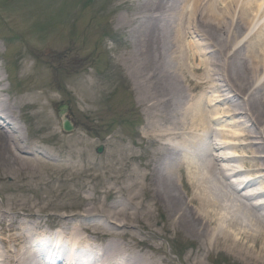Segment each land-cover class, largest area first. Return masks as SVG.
I'll return each mask as SVG.
<instances>
[{
    "label": "bare ground",
    "instance_id": "obj_1",
    "mask_svg": "<svg viewBox=\"0 0 264 264\" xmlns=\"http://www.w3.org/2000/svg\"><path fill=\"white\" fill-rule=\"evenodd\" d=\"M118 7L114 29L128 30L133 45L122 58L147 107L141 139L156 148L128 183L97 190L111 198L84 197L82 214L46 217L29 201L0 200V264H55L66 253L65 264H176L156 241L169 236L197 240L186 264H207L222 247L264 264V0H122ZM47 29L45 50L37 35L12 49V73L0 63V180L11 192L30 189L20 183L28 180L49 188L55 180L64 191L68 174L92 157L86 137L59 130L50 111L56 99L46 79L71 46L65 20ZM211 102L218 110L206 108ZM223 123L230 129L215 127ZM228 148L234 152L215 153ZM200 150L209 158L204 166L192 158ZM236 159L247 168L219 163ZM243 171L252 174L247 181L237 179ZM49 221L58 232L45 228ZM58 236L59 247L50 246ZM39 254L49 259L40 262Z\"/></svg>",
    "mask_w": 264,
    "mask_h": 264
},
{
    "label": "rangeland",
    "instance_id": "obj_2",
    "mask_svg": "<svg viewBox=\"0 0 264 264\" xmlns=\"http://www.w3.org/2000/svg\"><path fill=\"white\" fill-rule=\"evenodd\" d=\"M68 1L0 0V53L3 51L6 53L2 54L0 63L7 62L11 73L15 69L12 65V49L25 48L26 44L34 42L38 35L37 43L41 50H45L48 42L45 39L49 34L47 28L60 20L68 23L69 34L66 38L69 39L71 51L61 59L63 62L60 60L56 63L54 71L46 79L53 90L51 91L46 84L45 86L53 92L56 99L50 111L57 118L58 129L68 134L80 133L86 137L91 144L90 163L87 162V167L81 169L82 167L78 166L81 165V160L73 161V164L78 166L75 168L77 173L68 174L69 180L64 191L58 189V182L55 180H50L52 188L39 184L40 182L36 180H28L20 183L29 184L30 189L11 192L12 188L9 189L7 184L0 180V200L9 198L12 202L17 199L29 201L36 209L43 208L42 216H46L45 213L80 212L82 214L86 203L84 197L94 196L97 201L111 198L105 194H98L97 190L111 187L119 189L121 185L128 183L133 176H136L135 173L143 170L142 162L149 160L152 151L156 148L151 143L145 144L141 139L148 121L147 107L140 100L136 81L127 73L128 62H124L122 58V54L127 53L133 46L128 30L122 35L116 33L114 29L113 19L120 10L119 7L115 8L122 0ZM89 21L91 25L87 26L86 35L82 36L78 30L86 26ZM93 29H96L94 35L89 36L88 33H93ZM12 33L19 35L20 39L9 44L4 36ZM5 84L10 86L9 80ZM13 86L17 85L13 84ZM200 94L201 89H197V95ZM214 94L216 93L210 88L207 89L204 93L205 101L210 102ZM63 105H67L65 115L74 125L71 131L63 128V118L59 115V107ZM205 106L206 103L204 108ZM206 108L212 112L218 110L214 102ZM220 126L230 129L225 123L215 127L219 129ZM217 131L214 132L213 141L221 140ZM99 147L103 148L101 152L98 151ZM224 152L234 151L228 148L225 151L216 150L215 153L222 155L225 154ZM192 158L202 166L209 159L202 151ZM219 163L221 167L227 164L231 167L236 165L247 168L242 159ZM247 171H244V175L239 179H246L252 175H247L249 173ZM176 175L181 177L178 171ZM47 178V176L44 178L45 182ZM257 189L261 187L258 185ZM49 203L51 207H47L50 206ZM228 205L233 210L236 208L233 202ZM50 222L48 225L52 223ZM174 237L169 236L156 241L163 245L168 260L176 264H186L185 257L196 248L197 240L190 236ZM206 263L249 264L241 257L226 251L225 247L214 250L210 256H206Z\"/></svg>",
    "mask_w": 264,
    "mask_h": 264
},
{
    "label": "water",
    "instance_id": "obj_3",
    "mask_svg": "<svg viewBox=\"0 0 264 264\" xmlns=\"http://www.w3.org/2000/svg\"><path fill=\"white\" fill-rule=\"evenodd\" d=\"M66 112V107L64 108H60V115L63 116V114ZM64 127L66 130H72L73 129V125L70 123V121L66 120L64 121ZM102 148L99 149V151H101Z\"/></svg>",
    "mask_w": 264,
    "mask_h": 264
}]
</instances>
